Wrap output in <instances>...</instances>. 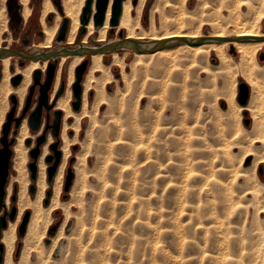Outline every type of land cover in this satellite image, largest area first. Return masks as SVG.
Here are the masks:
<instances>
[{"label":"rangeland","instance_id":"rangeland-1","mask_svg":"<svg viewBox=\"0 0 264 264\" xmlns=\"http://www.w3.org/2000/svg\"><path fill=\"white\" fill-rule=\"evenodd\" d=\"M85 1L79 11L80 26L87 23H83L81 19ZM95 1L92 0L88 18L95 11ZM154 1L145 0L139 25L135 27L136 32L141 31L146 35L143 40H149L153 33L162 34L176 29L198 31L196 34L199 37L214 33V28L209 23L198 27L197 23L192 24L191 19H187V23L180 20V16H219L223 20L224 36L230 37L234 33L235 27L224 23V18L228 15L227 6L233 0H156L160 8L151 14ZM51 2L54 9L44 15V21L51 27L59 18V27L65 17L63 5L61 0ZM136 2L137 0H132V4L135 5ZM26 5L30 11L25 17L19 0H0V11L6 16L4 28L0 21V47L7 46L9 49L32 54L60 47L78 48L80 44L92 47L122 40L126 34V30L122 29L123 34L120 36L119 31L114 28L106 32L102 42L96 40L97 33L88 35L83 42L82 38L87 30L82 35L77 30L73 43L67 44L66 39L62 42L55 40L56 30L50 46L42 47L39 44L46 39L41 22L42 0H28ZM246 10V6H242V12ZM68 19L70 25V18ZM259 29L264 31V18ZM23 39H28L29 42L23 44ZM183 42L176 41L153 52L141 53V60L135 67L132 65L137 62L134 50L116 49L120 54L125 53V77L121 67L112 63L111 51L103 53V63L110 65L112 74L105 85L107 100L97 107L96 122L92 128L88 117L82 116L76 135L73 128H68L66 132L69 139H75L69 146L70 154L63 170L60 197L67 203L71 202L75 154L83 149L90 175L83 206L80 208L79 204H75L72 207L62 230L60 226L65 217V208H56L50 214L45 213L40 217L26 247V264H264V162L261 158L264 156V147L260 141L264 125H254L247 109L240 111L237 123L236 112L228 107L226 98L219 94L222 88L226 91L230 79L226 72L218 74L216 66L219 60L214 51H210L206 57L187 54L183 51L186 50L181 45ZM172 49L182 50L172 58L159 53V50L164 52ZM227 52L236 64L239 60L238 53L230 48ZM261 52L264 53V48L256 53L259 63L264 62V59L260 60L258 57ZM85 58L89 60V55H83V59ZM19 61L18 56L11 55V73L15 72L14 64L22 68ZM27 62L28 60L24 65ZM67 62L69 63V59ZM67 62L59 70L54 95L63 81L64 91L60 96L69 87L70 104L74 97L72 83L68 84ZM89 64L88 61L81 82L82 89ZM44 70L41 74L42 81ZM1 77L0 65V80ZM54 80L49 96L53 91ZM233 80L235 101L240 105L237 101L238 84L245 82L250 91L251 87L239 73L234 75ZM9 83L13 86L10 80ZM31 84L32 79L29 85ZM37 96L38 86L34 89L29 108L18 127L12 121L8 139L13 138V144L15 143L21 123L25 120L27 133L23 144L27 149L23 179L26 180V193L31 198H35L37 192L38 162L45 152L44 182L47 187L42 205L46 206L52 195L54 181V177L51 182L47 181L46 169L51 162L48 163L46 159L53 155L50 146L56 138L52 136L50 128L45 129V108L38 129H31L27 123L30 111L36 106ZM24 101L25 96L22 104H19L18 99L14 116L21 115ZM87 101L89 108L94 110L93 89H88ZM7 102L0 110V136L5 115L12 105L9 96ZM70 108L72 109L71 104ZM53 109L52 106L48 110L49 123L54 117ZM79 111L80 108L74 112ZM244 111L247 112L245 115ZM63 114L62 111L57 138V148L62 154L63 123L69 126L74 119L70 116L64 120ZM244 118L250 119L248 125L244 124ZM87 134L89 135L86 136ZM41 136L44 140L39 145L36 178L31 179L28 163L32 158L29 151L36 146V141ZM245 152L248 156L242 160ZM12 158L13 149L7 183L16 174ZM68 167L73 171L74 177L70 188L65 191L64 181ZM31 184L35 186L33 194L29 191ZM18 190L19 183L15 182L7 204L6 190L0 215L15 206L14 220L16 219ZM48 190L49 196L46 193ZM77 194L72 198H77ZM13 195L14 200L11 199ZM46 198L48 202L44 205ZM27 210L30 219L32 207L27 206L22 209L16 225L13 264H16L24 244L26 230L20 236L18 225ZM7 221H10L8 217Z\"/></svg>","mask_w":264,"mask_h":264},{"label":"bare ground","instance_id":"bare-ground-1","mask_svg":"<svg viewBox=\"0 0 264 264\" xmlns=\"http://www.w3.org/2000/svg\"><path fill=\"white\" fill-rule=\"evenodd\" d=\"M27 1L28 0H19V2L23 5L22 14L25 17L28 15L30 11V9L26 5ZM83 1L84 0H61L65 17L70 18V25L68 27V31L66 34L67 44L73 43L75 34L77 30H79L78 28L81 27L79 21V11ZM155 1H154V5L151 7V14H153L155 11L159 10L160 8L158 4L159 2L156 1L155 3ZM144 2L145 0H137L136 4L134 5L132 4V0H122L121 11L118 18V24L116 26H112L110 24L113 0L107 1L106 10L104 13V19L102 23L97 26L94 25V20H93V15L96 12V6H95V11L92 17H90L87 23L84 25V28L87 31L84 37L82 38L83 39L82 41L84 42L88 35L97 33L96 40L98 42H102L105 39L106 32L112 31V29L114 28H116L119 32L120 31L123 32L122 29L126 30V34L124 35L125 37H123L126 43H129V39H134L139 41H149V43L157 42L162 39H170L167 44H174L176 41H179L177 38H185L191 41L199 37L196 34L198 31L191 32L182 29H178V30L176 29L169 32L165 31V33L163 32L162 34H155V33L151 35L149 34L150 35L149 40H143L142 38H145L146 35L144 34V32L141 31L136 32L135 27L139 25V17ZM232 2H233L232 4L227 6L228 15L224 18V23L227 26L233 25L235 27L234 33L230 37H248V36L264 37V31L259 29L260 22L264 18V0H233ZM242 6H246L247 8L246 12H242ZM53 9L54 6L51 0H42L41 22H42L43 32H45L46 34V39L39 44L42 47L50 46L51 38L55 34L58 28V20H59L58 14H57L58 20L56 19L57 21L54 23L53 26L49 27L44 21V15L49 11H53ZM90 10H91V6H90ZM179 19L184 22L187 19H191L192 24L197 23L198 27H201L202 24L204 23H209L214 28L213 30L214 33H210L208 35L209 37H227L224 36L223 34L224 33V29L222 28L223 20L219 19V16L211 17L207 15H199L192 18H187L186 16H180ZM0 21L2 28H4L6 26V16L2 11H0ZM103 45L104 43L92 47L100 48ZM181 45H183V48L186 49L183 51H186L187 54H191L198 57H206L210 51H214L215 55L219 60V63L216 66L218 70V74L226 72L230 79L227 83L226 91L224 88H222L219 90V94L223 95L226 98L228 107L236 112L237 123L239 122L240 111L242 109H247L250 112L254 125H260V126L264 125V62L259 63L256 59V53L260 49L264 48V39L246 38V39H232V40H223V41L205 40L196 44L188 43L187 41H184L183 44ZM110 48L111 47H108V49ZM228 48H230V50L235 49V51L238 53L239 60L236 64L233 62L230 54H228L227 52ZM79 49L80 51H83L84 48L83 46H81V48ZM165 50L164 52H162L163 50H159V53H163L167 57H171V56L176 57L178 52L181 51L182 49H178V50L172 49L167 51ZM105 51L106 50L94 51L89 54L88 61L90 62V64L83 81L80 111L74 112L77 110L72 111V109L70 108L69 99L71 96V91L69 87L66 88L64 95L56 99L55 105L53 106L54 109H60L61 111L64 112L63 114L64 120L70 116H72L74 119L73 122L69 124V126L65 122L63 123L62 126V132H61V136L63 140V145L61 147L63 152L62 160L60 159L61 162H59L55 172L56 174H54L55 176H53L54 181L52 184V195L49 198V202H48V198L44 200V205H46L48 202L46 206L42 205L44 190L47 187L46 183L44 182L45 164L43 162V158L45 152L42 153L38 162L39 171H38V179L36 183L37 192L35 198H31L26 193V180L23 179L24 176L23 163L25 160V150L27 149V147L24 146L23 140L26 137L27 126L25 120H23L21 123V126L18 130L19 131L18 135L16 136V141L12 145V149H13L12 166L13 169L16 171V174L12 175L9 179V182L7 183V187H6L7 197L5 199V202L7 204L8 195L13 187V184L15 182H18L19 183V190L17 192L18 212L16 219L14 221L13 220L8 221L6 227L3 228L1 231L0 241L4 244L3 245L4 253L2 260L3 262H1L2 264L14 263V260L12 258V252L16 237V225L21 216L23 208L27 206H31L32 213L30 215V219L28 218L29 222H27L28 225H26L27 226V229H25L26 233L24 232L25 235L23 234L24 244L20 251L16 264H26L27 262L26 255H28L26 253V247L29 244V237L32 234L33 230L38 226L39 219L43 214L45 213L50 214L56 208H60V207L65 208V217L60 226V230H62L65 227L70 217L69 214H70V210H72V207L75 204H79L80 208L83 206V200L85 199V195L87 194L85 189L90 181V175L88 174L89 168L87 164V157L86 154L82 152L83 149H80L75 154V162L73 163L75 177L70 190L71 202L67 203L61 200L60 197V185L62 181L63 170L67 158L69 157L70 154L69 146L70 144L73 143L75 139V138L69 139L66 132L68 128H73L75 130V135H76L79 128V122L82 116L88 117L89 126L90 128H92L94 123L96 122L97 107L107 100V94L105 93V85L112 78V74L110 72V65L103 63V53H106ZM141 53H145V52H140V51L134 52L137 59L136 60L137 62L132 64L134 67L137 65V63H139V60H141L140 59ZM124 54L125 53L120 54L116 50H113L111 51L110 56L112 63L117 64L121 67L122 75L125 77L126 72L124 71L125 67L123 64ZM83 55H84L83 53L62 54L57 58L58 63L55 74L54 87H53V91L50 93L49 101L50 99L51 101H54V91L56 90L59 70L61 66H63V64L67 62V60L69 59V63L67 62L68 84L73 83L74 68L78 63H80V61L83 60ZM10 64H11V55L1 54L0 65H1L2 77L0 80V110L7 105L8 96H10L11 93L16 94L19 99V104H22L24 96L27 91V87L32 79V72L37 68H39L41 71L45 69L47 60L44 59L43 61H40L38 59H30L24 66H22V68L17 67L14 64V70H15L14 73H11L9 70ZM97 72H99V74H96ZM236 73H239L251 87L249 101L247 102L248 104L246 106L238 105L235 101L236 90L234 85L235 81L233 80V77ZM15 74H21V80L17 85H15V87H13L14 85L11 86L9 80ZM88 89L94 90V103H95L94 110H92L88 106V101H87ZM1 118H2V113L0 114V120ZM88 135L89 134H87L86 136ZM50 141L51 140H49V142ZM260 141L264 147V134L260 136ZM247 156L248 153L245 152L242 157V160H244ZM261 158L262 161L264 162V156H261ZM46 193H48L49 196L50 190H48ZM76 193H78L77 194L78 197L72 198L74 197L73 195H75ZM61 233L62 232H60V234Z\"/></svg>","mask_w":264,"mask_h":264},{"label":"water","instance_id":"water-1","mask_svg":"<svg viewBox=\"0 0 264 264\" xmlns=\"http://www.w3.org/2000/svg\"><path fill=\"white\" fill-rule=\"evenodd\" d=\"M91 1L92 0H86L85 5L82 8V13H81V19L83 23H86L88 21V16L87 14L91 11L90 6H91ZM108 0H96V12L93 15V20H94V25H99L102 23L104 19V13L106 10V5H107ZM121 1L122 0H113L112 4V12H111V19H110V24L112 26H116L118 24V18L119 14L121 11ZM69 27V19L67 17H63L61 24L59 25L56 35H55V40L57 42H62L66 39V34L68 31ZM85 32L84 25H82L79 28V33L82 35ZM123 32L120 31L119 35L122 36ZM39 35H42V31L39 32ZM246 38H253V39H264V37L261 36H248V37H197L193 40H187L185 38H177L179 41H187L188 43H200L205 40H232V39H246ZM170 39H162L157 42H151L149 41H139V40H134V39H129V43H126L124 39L122 40H117L113 41L110 43H105L102 47L100 48H94V47H88L80 44L78 48H66V47H60L56 49H48L45 51L41 52H36L32 54H26L22 53L13 49L5 48V47H0V56L1 54H9V55H16L20 58L19 65L23 66L24 62L26 60L30 59H38L40 61H43L44 59L47 60L46 68H45V76L43 81L41 80V74L42 71L37 68L32 72V84L28 86L27 89V94L25 95V101H24V107L22 109V113L19 117L14 116L16 106H17V97L15 94H11L9 96V100L11 102V106L9 111L5 115V121L2 124V129H1V136H0V209L3 207V202L6 196V183L8 179V173H9V167L11 165V156H12V149L11 145L14 142L13 138L8 139V134L10 131V126L12 121H14V126L18 127L19 122L21 118L24 116L26 111L29 108L30 101L32 98V94L34 92V89L36 86H38V96H37V103L36 106L34 107L33 110L30 111L28 115V125L31 129L36 130L39 128L41 124V119H42V112L43 108L46 110V124H45V129L50 128V132L54 138H56V141H54L51 144V149L53 150V155H49L46 159L48 163L51 162V164L47 167L46 172H47V181L50 182L53 179V176L56 172L57 166L60 162L61 159V151L60 149L57 148L58 145V135L60 132V126H61V119H62V111L60 109H54V117L52 119V122L49 123V114L48 110L55 105V101L64 91V82L61 81L58 90L56 91L54 95V101H51L48 103L49 100V90L52 85L53 79L56 74V69H57V63L58 60L57 58L61 56L62 54H76V53H83L84 55H89L90 53L94 51H102L106 50L105 52L113 51L116 49H124V48H129L134 51H140V52H153L155 50H158L164 46L167 45ZM27 43L26 41H24ZM83 46V51H80L79 48ZM108 47H111L108 49ZM231 51H233L231 49ZM260 60L264 59V53L261 52L258 55ZM88 65V59L85 58L80 63H78L75 68H74V81L71 85L72 89V95L74 97V100L70 102L71 107L73 110H78L81 105V97H82V78L83 74L85 73ZM21 80V74H15L10 78V82L12 85H17ZM250 95V90L249 86L245 82H240L238 84V94H237V101L239 102L240 105L245 106L248 102ZM247 112L244 111L243 114L245 115ZM244 124L248 125L250 122L249 118H244L243 119ZM16 131L14 130L13 133ZM44 137L41 136L37 139L36 141V146L29 151V155L32 158V161L28 163V168L30 171V178L35 179L36 178V173H37V164L36 160L39 155V145L43 142ZM74 177V173L71 170L70 167L67 168L66 170V175H65V181H64V190L67 191L70 188V185L72 184V180ZM35 190V186L31 184L29 186V191L33 193ZM12 200L15 199V196L13 195L11 197ZM16 215V207L12 206L9 212H5L4 214L0 215V236H1V231L3 228L6 227L7 225V217L9 220H14ZM29 218V211L27 210L22 219L20 224L18 225V234L22 236L25 232L26 225L28 222ZM3 244L0 243V263L3 260Z\"/></svg>","mask_w":264,"mask_h":264},{"label":"flooded vegetation","instance_id":"flooded-vegetation-1","mask_svg":"<svg viewBox=\"0 0 264 264\" xmlns=\"http://www.w3.org/2000/svg\"><path fill=\"white\" fill-rule=\"evenodd\" d=\"M24 41H26L27 43L29 42L28 39H23V40H22L23 44H27V43H25ZM5 47H7V46H5ZM54 79H55V77H54ZM54 81H55V80H54Z\"/></svg>","mask_w":264,"mask_h":264}]
</instances>
